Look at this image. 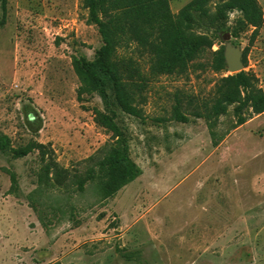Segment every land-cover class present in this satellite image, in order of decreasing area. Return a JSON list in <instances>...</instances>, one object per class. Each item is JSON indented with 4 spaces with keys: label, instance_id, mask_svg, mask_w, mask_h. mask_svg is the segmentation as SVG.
<instances>
[{
    "label": "rangeland",
    "instance_id": "1",
    "mask_svg": "<svg viewBox=\"0 0 264 264\" xmlns=\"http://www.w3.org/2000/svg\"><path fill=\"white\" fill-rule=\"evenodd\" d=\"M189 1L169 0L172 14ZM258 2L252 41L251 30L233 33L240 13L220 24L209 6L200 33L210 48L184 73L155 74L135 46L118 50L138 117L113 96L108 114L141 173L106 197L96 163L115 138L95 123L94 110L107 114L99 96L78 98L72 67L74 56L94 59L97 27L80 0H7L5 11L0 1V135L14 148L49 146L68 172L47 176L36 150L0 151V264H264V113L244 109L242 125L235 104L210 122L195 116L226 89L230 74L214 68L212 53L227 44L264 92Z\"/></svg>",
    "mask_w": 264,
    "mask_h": 264
},
{
    "label": "trees",
    "instance_id": "2",
    "mask_svg": "<svg viewBox=\"0 0 264 264\" xmlns=\"http://www.w3.org/2000/svg\"><path fill=\"white\" fill-rule=\"evenodd\" d=\"M3 11L7 0H0ZM87 10L88 23L97 27L102 45L95 57L89 61L85 56H74L72 67L79 80L77 96L96 93L102 100L106 113L95 111V123L112 133L115 141L99 152L102 154L96 166L101 171L106 197L112 196L123 186L131 183L140 175V169L128 155V143L115 125L108 104L113 96L117 107L124 113L138 117V108L130 103V96L125 92L128 85L126 70L120 69L118 50L121 47L135 46L150 59V69L155 74L184 73L191 64L199 59L205 48H210L207 38L200 33L205 27L203 21L209 16V6L214 7V20L223 24L228 15L238 12L241 19L235 23L234 34L251 30L250 41L257 36L263 23V10L258 0H191L176 14L170 10L169 0H80ZM198 33H197V32ZM224 48L213 52L214 68L226 72ZM242 63L246 59L242 58ZM129 66V65H128ZM127 68V75H130ZM225 90L218 93L211 106L204 104V112H196L197 118L211 121L225 113L227 106L235 104L237 125L246 122L244 109L248 115L264 113V92L258 85L257 78L245 71L222 78ZM174 116L180 121L184 116L179 103L174 107ZM38 151L42 161L45 157L47 176L56 179L67 174L52 161L49 146L31 141L25 146L14 148L5 135H0V151L8 152L14 158L27 156ZM87 180L93 174L87 173ZM15 187V178L12 176ZM82 188V186H81Z\"/></svg>",
    "mask_w": 264,
    "mask_h": 264
},
{
    "label": "water",
    "instance_id": "3",
    "mask_svg": "<svg viewBox=\"0 0 264 264\" xmlns=\"http://www.w3.org/2000/svg\"><path fill=\"white\" fill-rule=\"evenodd\" d=\"M229 40V35L227 36ZM224 60L227 72L232 75L243 71L242 54L239 48L227 44L224 48Z\"/></svg>",
    "mask_w": 264,
    "mask_h": 264
}]
</instances>
